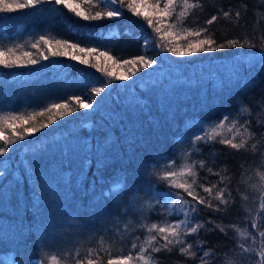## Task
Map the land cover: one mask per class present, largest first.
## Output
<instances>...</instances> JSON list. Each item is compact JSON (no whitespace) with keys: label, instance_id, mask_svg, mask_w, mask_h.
<instances>
[{"label":"trees","instance_id":"obj_1","mask_svg":"<svg viewBox=\"0 0 264 264\" xmlns=\"http://www.w3.org/2000/svg\"><path fill=\"white\" fill-rule=\"evenodd\" d=\"M106 1L0 0L3 34L61 35L27 51L3 41L0 100L22 110L0 121L12 165L0 264H120L135 251L143 264H264V0ZM112 31L86 58L70 49ZM53 63L72 73L54 76ZM224 67L232 76L216 81ZM89 80L110 91L85 113ZM38 142L34 161L18 159Z\"/></svg>","mask_w":264,"mask_h":264},{"label":"rangeland","instance_id":"obj_2","mask_svg":"<svg viewBox=\"0 0 264 264\" xmlns=\"http://www.w3.org/2000/svg\"><path fill=\"white\" fill-rule=\"evenodd\" d=\"M57 1L59 2L62 0H57ZM169 1L170 0L166 1L165 4H168ZM106 2H111L112 4H114L115 0H107ZM139 4H140V2H139ZM158 9H159V7H158ZM109 16L114 17L115 14L110 13ZM157 18H159V19L162 18V14H158ZM36 26L29 27L28 29H26L24 27H20V28L15 29L14 32L9 33L7 35L3 34V30L0 29V54L5 53L3 41L11 44L12 46L18 47V49H20V50L26 47V51H27L30 46H26V45H28L29 43H32L36 40L46 38L47 39L46 43H48L51 40H54L56 38L61 37V35L57 31H52L48 27V24L43 25V27H41V26L36 27ZM113 34H114V31H112L109 34L106 33L105 35H101L100 37H97V38L92 37V39H89L85 45L76 44L73 42H68V43L70 44V49H76V54H79L82 57L86 58V55L89 52L92 53V52L101 50L100 48H104L101 46L107 45V43H109L114 38ZM33 53L37 54V51L35 50V51H33ZM40 53L44 54L43 51H41ZM97 55L98 54L94 55L95 58H97ZM148 61H149L148 65H150V66L154 65V62H152L150 59H148ZM33 66L36 68H39V64H34ZM70 67H71L70 64L66 66V65L59 64V63L58 64L53 63L50 66V71L54 76L68 78L69 74L72 73V70L70 69ZM123 68H126V67H123ZM224 68L221 69L223 71L216 70V73H215L216 74V76H215L216 81L223 82L225 79H229L232 76V74H231L232 72L230 73L231 69H229V67H226L225 69ZM128 69L133 70V68H131V66ZM128 69L126 72H124V71H122L121 68H119V70L122 71V75H124L125 77H127V75H128ZM28 75H30V74L28 73ZM33 75H35V73ZM180 76H183V75H179L178 80L176 79V87L178 89L182 88V86H183L182 83L185 79V78H182ZM137 82H140V85L143 86L144 84H142V83L145 82V79L143 77L138 78ZM88 83H89V86L91 87V90H92V93L94 94V97H95V95L97 96V100L95 97V99H94L95 102L93 100L87 101V102H82V106L84 108L85 113H88L90 111H94V109H96L97 106L101 105L100 97L102 95H104L105 93L110 91V90H108V88L110 86H107L103 83L98 84V83L94 82L93 80H89ZM94 97H92V98H94ZM50 99L55 104L59 100V98L56 96L52 97ZM98 100L100 101V103L98 102ZM38 107H39V105H33V106H30L29 109L35 110ZM21 110H22V108H19V107L13 108L10 105H6L4 102H1V100H0V121H2L3 118L6 120H9L10 117H13V116L15 117L16 115L20 114ZM81 125L83 126V129H87V128H89V121L87 120L86 123L83 122ZM38 143L39 144L34 143V145L31 144V145L22 146L19 150L22 153V155H19L18 159L21 158V160L24 164L31 163L32 161H34L35 158L38 157V152H39L38 150L42 149L45 146L44 143H43L44 145L41 144V142H38ZM43 155H50V154L48 152H44ZM17 163H19V162L16 161L13 164L14 168L16 166H18ZM11 166L12 165L8 162V160H0V179L9 170V168H11ZM25 167H26V165H25ZM184 171H185V165H184V167L180 166L179 171H175V174H177V177H178V175L180 176V174L184 173ZM169 173H171V172H169ZM27 175H28V184H29V186H27V188H28L29 192H31V194L37 193L38 190H40L42 188V185L39 184V181H36V179L34 178L35 176L32 177L31 172L30 173L28 172ZM14 177L17 180H24L22 178L23 176H21L19 173H16L14 175ZM22 186H25L24 183H22ZM163 195L166 199L170 198V197H168V195H165V194H163ZM167 203L170 205H172V204L174 205V203L170 199L167 201ZM263 204H264V201H263ZM187 210L189 211V213L191 212V208H189ZM1 222L2 221L0 219V226H1ZM159 228H160V226H159ZM160 230L165 231V228L163 227V225H161ZM160 230H159V232H160ZM147 243H149V242H147L146 240H144V241L142 240L140 244L142 246V245H145ZM134 246H136V244H134ZM140 255H141V253H137V251H135V253L131 256V258H123V260H121V258H120L119 263L120 264H143V261L141 260V258H137ZM2 261L4 264H15L11 255H3ZM30 264H42V263L40 262L39 259H35V260H32L30 262Z\"/></svg>","mask_w":264,"mask_h":264}]
</instances>
